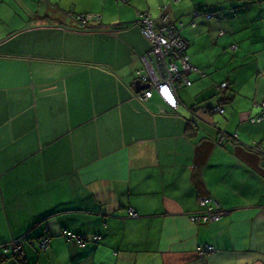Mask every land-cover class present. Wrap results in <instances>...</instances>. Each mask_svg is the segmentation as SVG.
I'll list each match as a JSON object with an SVG mask.
<instances>
[{
  "label": "crops",
  "instance_id": "crops-1",
  "mask_svg": "<svg viewBox=\"0 0 264 264\" xmlns=\"http://www.w3.org/2000/svg\"><path fill=\"white\" fill-rule=\"evenodd\" d=\"M163 4L203 72L175 108L133 89L136 12ZM193 9L213 16L190 26ZM262 102L264 0H0V243L27 235L23 264H264V156L247 148L264 149ZM202 195L226 214L192 223Z\"/></svg>",
  "mask_w": 264,
  "mask_h": 264
},
{
  "label": "built area",
  "instance_id": "built-area-1",
  "mask_svg": "<svg viewBox=\"0 0 264 264\" xmlns=\"http://www.w3.org/2000/svg\"><path fill=\"white\" fill-rule=\"evenodd\" d=\"M166 5L163 4L160 7V15L156 18H152L148 13H140V32L143 37L147 40L149 48L145 56L144 71H138V80L140 83H149L148 88L140 90L137 98L139 100L148 99L152 92L155 91L160 99L170 107L176 106L178 99L176 97V89L182 84L190 85V80L187 79V73L190 71H196L195 68L191 67L188 63V58L183 54V50L186 47V41L180 36L179 30L174 26V22L168 19L165 14ZM200 11H192L193 16L199 15ZM204 16L210 17L212 14L203 13ZM93 16H80L81 23H87ZM181 26V24H179ZM220 88L225 87V83H220ZM263 111L261 113L251 117L250 123H260L264 121V103L261 104ZM213 112L222 113L223 107L216 104L211 109ZM235 137V135H232ZM227 139L223 133H218L216 136V144ZM252 146V145H251ZM258 150L259 147H254ZM200 209L192 212L188 215V219L192 223L201 222H214L217 221L221 216L226 214V210L221 208L218 203L210 197H200L198 200ZM128 213L136 216V213L132 209H128ZM62 234L67 240H74L79 246L84 244L83 238L67 230L62 231ZM22 237L20 236L7 244L0 245L4 253H10L11 255L22 256ZM48 235L45 234L39 240V248L44 250L48 247ZM213 247L209 245H198L195 251L198 254H204L213 252Z\"/></svg>",
  "mask_w": 264,
  "mask_h": 264
},
{
  "label": "trees",
  "instance_id": "trees-1",
  "mask_svg": "<svg viewBox=\"0 0 264 264\" xmlns=\"http://www.w3.org/2000/svg\"><path fill=\"white\" fill-rule=\"evenodd\" d=\"M46 1V0H45ZM121 1H126V0H121ZM200 11V12H202V14L203 13H210V14H212V12L210 11V10H201V9H193V11ZM140 13H146V12H140V11H137L136 12V17H137V19H136V22H138V25H139V27H140V20H139V14ZM66 14H68V16H70L71 18H72V20L77 24L76 25V28H79V29H86V28H94V27H96V26H88V24L87 23H81L80 22V19H79V17L80 16H87V15H91V14H73V13H66ZM91 16H93V18L94 19H98V16H96V15H91ZM181 24V23H180ZM115 26H117V25H115ZM174 26L177 28V30L182 26H180L179 25V23L177 24V23H174ZM180 26V27H179ZM179 34H180V32H179ZM180 36H181V34H180ZM182 37V36H181ZM183 38V37H182ZM185 40V39H184ZM186 41V40H185ZM186 46H187V43H186ZM231 47L232 48H234V47H236L235 45H231ZM186 48L187 47H185V49L183 50V54L184 55H186L187 56V58H188V55H187V52H186ZM188 63H189V61H188ZM190 65V64H189ZM191 66V65H190ZM191 67H193V66H191ZM193 68H195V67H193ZM196 69V71H194V72H198L200 75H202L203 74V72L202 71H199L197 68H195ZM138 72V71H137ZM138 75V74H137ZM138 78V77H137ZM222 83H225V87H223V88H220V86H219V89H220V91L221 92H218L217 94L219 95V102L217 103V104H219V105H221L222 107H223V102H222V100L223 99H225V94H224V92L223 91H225V89H227L228 88V83L227 82H222ZM191 84V83H190ZM182 85H184V84H182ZM220 85V84H219ZM186 86V85H185ZM189 86V85H188ZM176 92V91H175ZM154 94H156L157 95V93L155 92V91H153L152 92V94H151V96L150 97H152ZM216 95V94H215ZM158 96V95H157ZM149 97V98H150ZM159 97V96H158ZM176 97H177V94H176ZM148 98V99H149ZM160 98V97H159ZM178 99V98H177ZM145 100H147V99H145ZM140 101H144V100H140ZM177 105H178V103L176 104V106L175 107H177ZM261 107V106H260ZM210 110L213 108V106H209L208 107ZM261 111H263V108L261 107ZM261 111L259 112V113H261ZM223 113V112H222ZM221 113V114H222ZM258 113V114H259ZM257 115V114H256ZM252 117H254V116H252ZM250 119L251 118H249V122H250ZM262 122H264V121H261L260 123H262ZM253 124H256V123H253ZM218 133V132H217ZM217 133H216V136H217ZM216 136L214 137V140L216 139ZM228 138V137H227ZM235 139H237L236 137H235ZM226 141V139L225 140H223L221 143H220V145L221 144H223L224 142ZM245 147H247V146H245ZM248 149H250V150H252V151H254V152H256V153H258V154H260L261 156H264V149H262V148H260V149H258V150H256V149H254L252 146H248L247 147ZM200 197H210V198H212V200H214V201H216L212 196H210V195H202V196H200ZM200 197L197 199V204H198V200L200 199ZM130 209V208H129ZM198 209H200V206L198 205V208L196 209V210H198ZM196 210H194L193 212H195ZM192 213V212H191ZM127 214H128V216H130V217H133V215H131V214H129L128 213V209H127ZM135 217H137V215L135 216ZM220 219V218H219ZM64 231V230H63ZM45 234H47L46 232H44L43 233V235H45ZM42 235V236H43ZM63 235V234H62ZM64 236V235H63ZM65 237V236H64ZM80 237H82V236H80ZM27 238V235H24L23 237H22V243H23V241L25 240ZM83 238V237H82ZM41 239V238H40ZM39 239V240H40ZM48 239H49V237H48ZM84 241V240H83ZM8 242H6V243H0V245H4V244H7ZM39 243V242H38ZM21 250H22V255H24L23 254V248L21 247ZM45 250V249H44ZM7 259H13L14 261H16L18 264H23V259H22V256L21 257H19V255H11L10 253H4L3 251H2V247L0 246V264H1V262L2 261H4V260H7Z\"/></svg>",
  "mask_w": 264,
  "mask_h": 264
},
{
  "label": "water",
  "instance_id": "water-1",
  "mask_svg": "<svg viewBox=\"0 0 264 264\" xmlns=\"http://www.w3.org/2000/svg\"><path fill=\"white\" fill-rule=\"evenodd\" d=\"M148 86H149V83H140L139 80H135L133 89H134V92H138L142 89L148 88Z\"/></svg>",
  "mask_w": 264,
  "mask_h": 264
},
{
  "label": "rangeland",
  "instance_id": "rangeland-1",
  "mask_svg": "<svg viewBox=\"0 0 264 264\" xmlns=\"http://www.w3.org/2000/svg\"><path fill=\"white\" fill-rule=\"evenodd\" d=\"M212 16H213V13H212ZM193 17H194V16H193L192 13H191V18H192V19H190L191 21L188 23L190 26H194V25H195V23L193 22ZM210 17H211V16H210ZM179 27H180V26H179ZM262 103H264V102H262ZM262 103H260V106H261ZM261 107H262V106H261Z\"/></svg>",
  "mask_w": 264,
  "mask_h": 264
}]
</instances>
